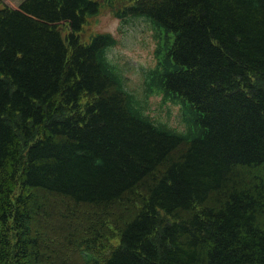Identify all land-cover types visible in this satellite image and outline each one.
Here are the masks:
<instances>
[{
    "label": "trees",
    "instance_id": "trees-1",
    "mask_svg": "<svg viewBox=\"0 0 264 264\" xmlns=\"http://www.w3.org/2000/svg\"><path fill=\"white\" fill-rule=\"evenodd\" d=\"M117 1L0 4V264H264V0H121L157 43L141 94L114 35L79 41Z\"/></svg>",
    "mask_w": 264,
    "mask_h": 264
},
{
    "label": "rangeland",
    "instance_id": "rangeland-1",
    "mask_svg": "<svg viewBox=\"0 0 264 264\" xmlns=\"http://www.w3.org/2000/svg\"><path fill=\"white\" fill-rule=\"evenodd\" d=\"M20 1L0 0V4L5 7L16 8ZM121 9V0H119L115 4V9L109 6L104 7L100 15L88 19L79 36V41L87 43L92 36L97 34L110 33L114 35L118 40V44L112 49L111 56L123 67L128 86L136 93L141 94L144 80L143 71L153 67L156 63L154 50L157 43L153 37V33L142 19H131L128 23L123 24L116 16V13ZM66 35H68V31L64 30V36ZM149 104L155 116L161 115L165 110V107H161V101L158 97H151ZM179 114V108L173 107L171 120L174 124L177 123ZM57 212L59 217H63V215L72 217L75 214L74 208L69 206ZM56 223L51 224L52 226L49 228H43L48 245L49 247L52 246V248L54 246V248L58 247L61 250H68L63 249L69 245L68 235H64V233L78 232L81 229L80 223L76 219L70 223L61 222L60 220ZM110 243L112 245L119 244L118 235L115 232L114 238L110 240ZM105 245H107V242ZM100 250H104L103 247ZM70 256L67 264H85L81 262L80 255L73 254L70 251Z\"/></svg>",
    "mask_w": 264,
    "mask_h": 264
}]
</instances>
